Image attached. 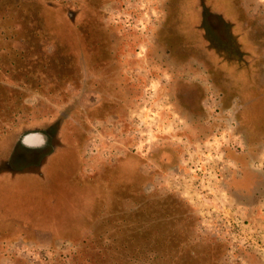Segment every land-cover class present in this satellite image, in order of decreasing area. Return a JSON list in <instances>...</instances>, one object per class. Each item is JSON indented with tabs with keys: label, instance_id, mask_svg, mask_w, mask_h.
<instances>
[{
	"label": "rangeland",
	"instance_id": "obj_1",
	"mask_svg": "<svg viewBox=\"0 0 264 264\" xmlns=\"http://www.w3.org/2000/svg\"><path fill=\"white\" fill-rule=\"evenodd\" d=\"M231 1L0 0V222L35 230L0 229V264L71 260L56 233L84 222L87 185L92 229L121 200L183 201L158 222L193 216L189 241L224 242L210 258L264 264V98L240 127L221 90L257 61L264 95V44L254 61L224 50L208 21ZM242 2L264 23V0Z\"/></svg>",
	"mask_w": 264,
	"mask_h": 264
},
{
	"label": "trees",
	"instance_id": "obj_2",
	"mask_svg": "<svg viewBox=\"0 0 264 264\" xmlns=\"http://www.w3.org/2000/svg\"><path fill=\"white\" fill-rule=\"evenodd\" d=\"M218 12L222 14L221 10ZM53 41L50 43L59 48L60 40ZM11 130L3 131V135H7ZM66 134L67 142L73 143L72 135L67 132ZM87 186L90 188L89 197L92 194L93 202V189ZM100 196L101 193L97 197L98 202ZM119 199L121 198L118 197L117 200ZM147 201L142 199L137 207L130 205L128 209L124 207L122 200L115 202V213L103 218L102 224L95 229L89 227L87 222V217L91 214L90 202V206L84 212L83 223L69 226L56 233L64 235L68 232L67 237L77 246L72 259L61 264H223L216 258H210L216 249L223 246L222 240L209 238L206 242L205 238L196 237L195 240L189 241L187 232L194 224L193 216L176 218L170 221L171 223L158 222L161 213L171 214L177 207L185 208L183 201L175 202L179 203L176 205L171 203L174 201L169 202L161 198ZM1 224L2 222L0 229L4 230L1 232L2 236H6V232L15 235L21 232L31 234L35 231L14 225L4 228ZM20 264L26 262L21 261Z\"/></svg>",
	"mask_w": 264,
	"mask_h": 264
},
{
	"label": "flooded vegetation",
	"instance_id": "obj_3",
	"mask_svg": "<svg viewBox=\"0 0 264 264\" xmlns=\"http://www.w3.org/2000/svg\"><path fill=\"white\" fill-rule=\"evenodd\" d=\"M222 6H224V4H222ZM236 6H240L242 8V11H239L238 8L236 9ZM224 9L223 7L221 8L222 14H220L219 12L215 13L211 11V14L209 15L210 20L208 21L210 23L209 25H212L215 21L217 23L218 21L220 23L222 22L224 30L227 29L228 32L226 33H228L227 37L229 38L231 48L230 50H224L227 51L231 56H236L240 53L243 54V52H246L248 49L250 53L254 54L253 57H249V60H258L260 57L254 52H256L257 54H259L260 51L262 52V46L264 44V23L260 21L259 14L247 9L242 0H232L229 9ZM210 41L216 42L215 40H213V38L210 39ZM218 48L221 49L220 46H218ZM248 54L249 53L247 52V55ZM256 62L255 65H244L243 68L237 67L236 69H234L235 73H238L237 77H240V82L243 83V85H241L244 88L243 90H241V93L237 91V87L236 89L233 88L234 90L229 88L235 85L234 81L236 80L234 77L232 81L230 80V82L228 81V79L221 77V79H223V81L227 83V85L228 83L230 84L228 85V87L225 86L224 83V85L221 84V90L223 94L224 92H230V94L232 93L231 95L227 96V98H230L232 101H236V103L239 104L241 113H243L244 118L240 119V127L242 123L245 125L249 122L252 123V116L254 114V111L256 112L261 107L259 104L264 98L262 92H259L258 90L259 84L256 78L254 77V69H256L255 67L257 66ZM226 66L229 70L234 68L235 63L233 61V57L230 58V62L228 60ZM212 85H215V83H212Z\"/></svg>",
	"mask_w": 264,
	"mask_h": 264
}]
</instances>
